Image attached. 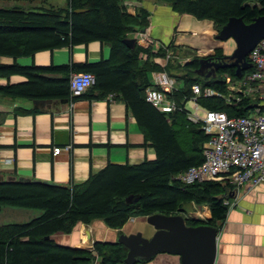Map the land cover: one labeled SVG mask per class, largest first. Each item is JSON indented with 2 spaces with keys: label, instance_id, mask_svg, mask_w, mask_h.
<instances>
[{
  "label": "trees",
  "instance_id": "trees-1",
  "mask_svg": "<svg viewBox=\"0 0 264 264\" xmlns=\"http://www.w3.org/2000/svg\"><path fill=\"white\" fill-rule=\"evenodd\" d=\"M19 1V0H15ZM32 4L35 0H26ZM126 0H67L66 6L16 5L0 7V58L15 59L32 56L42 49L100 40L111 44L108 60L59 66H25L17 61L0 62V78L23 75L27 81L0 84L1 98H27L36 101L35 110H48L53 99L62 103L71 96V76L74 71L90 72L95 83L81 96L107 97L117 93L127 102L137 117L140 129L156 149L155 160L141 164H110L81 185L49 184L46 181L0 180V212L5 207L38 209L42 214L27 222L0 225V264H84L95 260L93 251L59 245L52 235L70 233L80 223L90 224L96 219L121 230L132 218L151 214L183 215L189 226L207 224L219 229L218 222L227 217L235 187L229 181H211L182 185L173 176L201 164L204 144L209 140L202 125L193 123L183 110L160 112L147 100L146 90L153 85L150 74L161 70L158 61L151 60L153 46L127 45L124 40L136 38L138 30L149 25V13L144 8L130 14ZM172 5L179 14H191L199 20L214 22L218 32L231 17H242L246 23L264 15V0H161ZM86 9L77 13L76 9ZM142 52L150 58H139ZM160 56L165 51L160 49ZM210 57H225L217 53ZM180 67L167 65L169 74L182 84L169 92L178 106L193 96V85H210L227 92L225 74L234 78L254 71V66L236 75V68H221L208 76L198 73L200 60ZM248 60V57H247ZM249 61V60H248ZM250 63V62H249ZM199 102L212 110H223L231 117L248 116L253 102L243 99L231 105L222 98L200 97ZM128 198H132L128 201ZM195 202L207 205L211 216L205 220L184 215V205ZM49 236V237H48ZM99 264L125 263L128 248L118 242L98 241L94 245Z\"/></svg>",
  "mask_w": 264,
  "mask_h": 264
},
{
  "label": "crops",
  "instance_id": "crops-1",
  "mask_svg": "<svg viewBox=\"0 0 264 264\" xmlns=\"http://www.w3.org/2000/svg\"><path fill=\"white\" fill-rule=\"evenodd\" d=\"M37 1L32 4L27 2L24 7L39 6L36 5ZM41 1L44 6L60 7L67 4V0ZM132 4L127 10L130 14L135 15L143 8L149 13V25L146 28L153 46L151 60L162 65L161 70L151 72L152 81L154 72L166 71L169 74L167 65H174L167 58L168 50L189 56L187 59L192 61V53L197 50H202L205 55L199 58H205L217 54L216 50H223L224 55H230L236 48L233 39L217 38L219 32L211 20H199L187 13L179 14L171 4L161 0H132ZM137 44L141 45L138 41ZM160 49L165 51V55L160 56ZM110 56V43L92 40L72 46L42 49L32 56L17 59L1 56L0 62L12 64L17 61L25 66H59L96 63L108 60ZM139 58L146 61L150 56L142 52ZM171 71L174 72L173 69ZM242 78L232 79L239 81ZM26 81L27 77L17 74L10 78H0V84ZM177 86L179 89L182 84L177 81ZM73 98L62 103L55 101L48 110H35L34 101L27 98L0 100V174L5 179L24 177L69 186L81 185L110 164L137 165L157 158L156 149L146 140L137 117L121 95L110 93L104 98ZM170 99L176 104L174 99ZM190 99L183 102V106L176 104V109L183 110L188 119L189 112L194 110ZM201 107L206 109L202 104ZM200 113L203 114V111ZM55 147H69V150L54 155ZM227 205V217L218 222L215 264H264V181L255 187L247 184L240 186ZM201 206L200 212L210 217L209 206L203 205L204 209ZM7 211L13 213L18 210L8 208ZM19 211L28 218L29 215H36L35 212ZM190 215L198 217L195 212ZM131 221V225L136 223L135 218ZM88 229L91 238L87 234ZM120 232L122 230L108 227L104 220L96 219L90 224H78L70 233H54L52 238L59 245L90 250L88 248L98 241L115 240ZM144 264H181V259L178 255L161 253Z\"/></svg>",
  "mask_w": 264,
  "mask_h": 264
},
{
  "label": "built area",
  "instance_id": "built-area-1",
  "mask_svg": "<svg viewBox=\"0 0 264 264\" xmlns=\"http://www.w3.org/2000/svg\"><path fill=\"white\" fill-rule=\"evenodd\" d=\"M126 9L131 7L132 0L124 2ZM137 41L146 47L151 43L148 29L138 30ZM169 61L176 59L175 51L168 50ZM248 60L254 71L247 73L239 81L226 74L228 93L221 92L210 85L195 83L192 87L194 97L190 99L193 111L189 119L202 125L209 135L204 144V160L173 176L172 180L189 185L211 181H229L235 190L247 184L255 187L264 181V39L258 42L249 53ZM95 83V76L90 72H78L71 76V96H81ZM178 89L176 79L166 71L153 73V85L147 91V100L161 112H171L177 108L171 101L169 92ZM200 97H217L231 105H239L246 98L253 102L248 116L231 117L226 111L202 108ZM203 111V114L200 112ZM69 147L54 148V155L60 154ZM228 204L229 200L225 199ZM95 255L91 263L98 264V254L94 246L90 248Z\"/></svg>",
  "mask_w": 264,
  "mask_h": 264
},
{
  "label": "water",
  "instance_id": "water-1",
  "mask_svg": "<svg viewBox=\"0 0 264 264\" xmlns=\"http://www.w3.org/2000/svg\"><path fill=\"white\" fill-rule=\"evenodd\" d=\"M77 13L86 11L80 8ZM143 28L142 30H145ZM217 38L221 40L233 39L236 43L234 52L225 57H210L200 60L198 73L204 74L205 70H210L211 76L215 70L221 68H236V75L241 76L249 69L251 63L247 60L249 53L255 48L259 41L264 39V15L255 18L251 23H246L242 17H231L228 23L218 33ZM124 42L130 47H134L137 38H127ZM46 103L52 104L53 99H48ZM65 102V101H63ZM35 106L37 102L34 101ZM0 174V180H4ZM7 179L14 180L13 177ZM21 181H32L31 178L20 177ZM40 181L39 179H33ZM49 184L56 182L46 181ZM132 198H128L131 201ZM204 209V206H201ZM195 217V215H192ZM136 223L131 225L130 220L117 236V241L128 248L125 258L126 264H144L153 260L158 254L167 253L178 255L181 264H215L217 258V238L219 229L212 225L201 224L189 226L183 215L151 214L146 217H136ZM139 222H143L140 224ZM133 224V223H132ZM130 227V228H129ZM132 227V228H131ZM88 231V232H87ZM86 232L91 238V231ZM49 237V236H48Z\"/></svg>",
  "mask_w": 264,
  "mask_h": 264
},
{
  "label": "rangeland",
  "instance_id": "rangeland-1",
  "mask_svg": "<svg viewBox=\"0 0 264 264\" xmlns=\"http://www.w3.org/2000/svg\"><path fill=\"white\" fill-rule=\"evenodd\" d=\"M53 0H51V2H52ZM28 1H26V0H19V1H15V0H0V7H6V8H9V7H13V6H16V5H21V6H25V5H27L28 3H27ZM41 4H43V2L41 1V0H38L37 2H36V5H41ZM136 35V34H135ZM150 45V44H149ZM149 45H147V46H149ZM146 46V47H147ZM217 51V53H222L223 54V50H216ZM176 53V56L178 57H176V59L174 60V73H176V74H183V70H178L180 67H183V66H185V64L186 63H188V62H190L191 60H189V59H187L189 56H183V55H181L179 52H175ZM192 55H193V57L194 58H198V57H201V56H205V55H203V52H202V50H197V51H195V53H192ZM191 55V56H192ZM181 57V58H180ZM180 66V67H179ZM232 78H234V77H232ZM235 79V78H234ZM177 82V81H176ZM2 98L0 97V100H1ZM33 105L35 106V104H34V102H33ZM200 206L201 205H198L197 203H195V202H191V203H186L185 205H184V211H183V213H184V215L186 216V217H188V218H191V219H202V220H205V219H207V218H209V217H207L205 214H204V212H200ZM8 208H11V209H14V210H18V211H15V212H13V213H8ZM19 210H26L27 212L29 211V212H35L36 213V215H29L30 216V218H28V216L27 215H23V214H21L20 212H22V211H19ZM42 211H40V210H36V209H24V208H18V207H5L4 208V210H3V212L2 213H0V224H4V223H15V222H27V221H30L31 219H33L34 217H37V216H39V215H41L42 213H41ZM192 212H195L196 213V215H198V217L197 216H195V217H192L190 214L192 213ZM211 216V215H210ZM118 239V238H117ZM117 239L115 240V241H117ZM94 245V244H93ZM93 245H91V247L93 246ZM90 247V246H89ZM90 247V248H91ZM90 248H88V249H90ZM120 264H126V263H120Z\"/></svg>",
  "mask_w": 264,
  "mask_h": 264
}]
</instances>
